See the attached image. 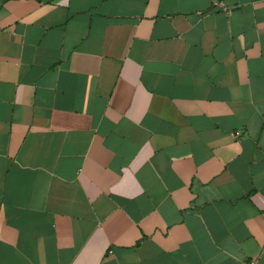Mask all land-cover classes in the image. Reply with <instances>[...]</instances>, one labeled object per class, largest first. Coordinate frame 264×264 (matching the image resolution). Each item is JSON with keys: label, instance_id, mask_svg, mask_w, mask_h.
I'll use <instances>...</instances> for the list:
<instances>
[{"label": "crops", "instance_id": "obj_1", "mask_svg": "<svg viewBox=\"0 0 264 264\" xmlns=\"http://www.w3.org/2000/svg\"><path fill=\"white\" fill-rule=\"evenodd\" d=\"M264 264V0H0V264Z\"/></svg>", "mask_w": 264, "mask_h": 264}, {"label": "built area", "instance_id": "obj_2", "mask_svg": "<svg viewBox=\"0 0 264 264\" xmlns=\"http://www.w3.org/2000/svg\"><path fill=\"white\" fill-rule=\"evenodd\" d=\"M252 264H256V263H252Z\"/></svg>", "mask_w": 264, "mask_h": 264}]
</instances>
